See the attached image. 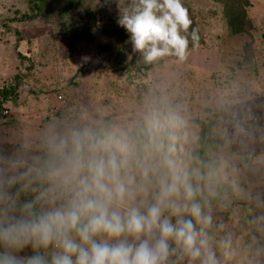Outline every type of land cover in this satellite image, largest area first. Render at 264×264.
<instances>
[{
	"label": "clouds",
	"instance_id": "9594fccd",
	"mask_svg": "<svg viewBox=\"0 0 264 264\" xmlns=\"http://www.w3.org/2000/svg\"><path fill=\"white\" fill-rule=\"evenodd\" d=\"M117 23L145 64L183 62L200 40L182 0H131ZM250 120L221 118L209 146L160 89L119 117L53 119L0 146V264H227L216 212L233 198L254 213L249 264H264V136Z\"/></svg>",
	"mask_w": 264,
	"mask_h": 264
},
{
	"label": "rangeland",
	"instance_id": "374dc122",
	"mask_svg": "<svg viewBox=\"0 0 264 264\" xmlns=\"http://www.w3.org/2000/svg\"><path fill=\"white\" fill-rule=\"evenodd\" d=\"M45 1L47 7L54 8L53 13H42L31 20L15 23L12 19L35 14L30 0H0V87L16 72L23 76L27 74L17 102L5 106L8 114L0 118V146L17 144L53 119L75 117L83 112L93 117H119L146 94L160 89L167 90L176 103L186 106L201 129L202 123L216 126L221 118L248 115L251 117L249 122L258 127L256 135L264 136V94L261 96L260 92V81L264 82V0H248L250 6L246 11L258 30L253 33V40L245 34L231 43L227 42L225 45L233 46L228 54L223 47V51L219 50V46L223 45L221 39L226 29L224 5H231L230 0H182L183 5L190 9L192 28L203 34V40L195 47L190 41L188 56L183 62L165 57L153 64H145L139 57L135 65L156 66L147 78H137L135 71L120 73L126 59L115 56L119 42L105 38L100 29L92 30L90 39L83 37L76 43L72 37L63 40L65 31L69 27L72 29L77 16L83 23L99 24L96 20H100L107 24L109 20L114 26L119 19L116 7L97 0H85L84 4L88 3L91 8L89 12L77 10L63 18L57 14L62 8L61 0ZM129 6L124 2V8ZM125 44L129 61L135 62L134 57L139 54L133 53L129 42ZM244 44L249 45L252 53V48H255V54H251L254 55L258 76H247L243 71L247 68H240ZM79 72L83 77L71 85L70 81ZM239 77L251 84V98H236L234 89L238 86ZM118 91L124 95L117 96ZM222 97L230 103L222 104ZM256 147L257 151L264 150V144ZM245 206L247 204L243 200L233 198L231 211L236 218L233 224L221 218L225 228L235 225ZM250 232L253 229L242 232L238 239ZM251 248L244 253L235 252L227 264H249ZM28 254H31L30 250L21 253Z\"/></svg>",
	"mask_w": 264,
	"mask_h": 264
},
{
	"label": "trees",
	"instance_id": "16d2710c",
	"mask_svg": "<svg viewBox=\"0 0 264 264\" xmlns=\"http://www.w3.org/2000/svg\"><path fill=\"white\" fill-rule=\"evenodd\" d=\"M97 1L102 2L104 5H107L109 7L110 6L116 7L117 17H119L120 11L124 9V2L131 4V0H97ZM84 2L85 0H61V3H63L62 8L59 9L57 14L59 17L65 18V15L74 14V12H76L77 10L78 11L81 10L87 13L91 10V8L89 7L88 3L85 5ZM230 2L231 5H224L226 7V11H225L226 29H225V36H223L221 39L223 40V45L219 46V50L221 49V47H223V50H225L224 52L227 54H228L227 51H231L233 47V46L231 47L225 45L227 42L231 43L235 39H238L240 36H245V34L248 35L253 40L254 39L253 33L258 30L257 24H255L254 21L248 16V12L246 11V9L250 6L249 1L230 0ZM30 3H31V8L35 10V14L32 16L29 15L24 16L19 20L16 18L12 19V22L15 23L25 22L26 20H31L34 17L41 15L42 13H44L45 15L46 13L49 14L51 11L52 13L54 12V8L52 10V7H47V3L45 0H30ZM188 11L190 12V9ZM95 17L96 14L94 15L93 18ZM96 21H98L99 24L101 25L95 24L93 22L83 23L82 18L80 16H77L74 22L72 23L73 26L72 29L71 27H69L65 31L64 33L65 36H63V40H65V38L72 37L74 43H76L80 41V38L83 37H88V39H90V37L92 38L91 31L95 29H100L101 31L104 32L105 38L107 39L109 38L111 40L119 42L118 48L115 49L114 51L115 56L118 57V59L120 57H122L124 60L126 59V62H124L125 64H123L120 68L121 74H129L135 71V73L138 75L137 78H141V77L147 78L148 73H150L153 70H156L155 65H148V66L135 65L139 57L140 59H142L140 55L134 57L135 62L131 60L129 61L126 55V52L128 51L125 44L126 42H129L128 33L125 31V29H123L118 25L117 21H115L116 25L114 24V26H112L109 20L107 24H102L100 20H96ZM69 34H71V36H69ZM198 35L200 37L199 42H201V40H203V34L202 35L198 34ZM16 44L18 45L20 44V42H17ZM242 48H243L242 50H244L243 51L244 53L243 56H241L240 68L242 67L247 68V69H243V71L247 76H255V74H257L256 76H258L257 73L258 69L257 66L255 65V60L253 59L254 55H252L253 53L255 54V48H252L253 53L251 52V48L249 47L248 44H244ZM233 52H235L234 48H233ZM20 58L27 59V57L24 56H20ZM26 75L27 74H24L23 76V74L16 72L13 76L7 79L0 87V118L1 119L5 118L4 112H7L5 106L17 102L20 95L19 90L22 86L25 85ZM81 77H83V74L81 72L77 73L76 76H74L73 79L70 81V84L75 85V80ZM190 77L191 76H189V80ZM237 83L238 86L235 87L234 89L236 93L235 95L236 98H240V100H243V97L248 99L251 98L253 94L251 93L252 92L251 84H249L248 80L239 77ZM260 84L262 85V90L260 91L262 93L261 94L262 96L264 94V82L260 81ZM123 95L124 94H121L120 91H118L117 96H123ZM262 97L264 98V96ZM201 126H202V135L206 138L207 144L211 146L212 135L210 134H211V130H214L215 126L211 124L206 125L204 123H202ZM253 215L254 213L248 210V206H245V208L243 209V214H240V216H238L235 225L234 226L231 225L232 227L229 226L224 229V234H228L232 238V246L236 254L244 253L245 251H247L249 247H255V245L252 243L251 240V236L253 232H250L247 236L240 238V240L238 239L242 232L252 229L249 221L252 219ZM216 216L218 217L219 220L221 218H224L231 224L234 223L236 218V216L231 211V205L228 208L224 209V211H222V209L217 210ZM236 242H238L237 247L235 246Z\"/></svg>",
	"mask_w": 264,
	"mask_h": 264
},
{
	"label": "built area",
	"instance_id": "2783aa9c",
	"mask_svg": "<svg viewBox=\"0 0 264 264\" xmlns=\"http://www.w3.org/2000/svg\"><path fill=\"white\" fill-rule=\"evenodd\" d=\"M4 114L6 115V112H4Z\"/></svg>",
	"mask_w": 264,
	"mask_h": 264
}]
</instances>
